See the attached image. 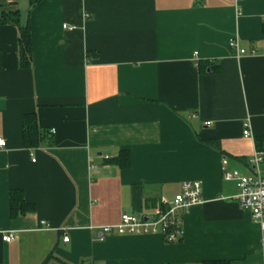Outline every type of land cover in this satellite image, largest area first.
I'll use <instances>...</instances> for the list:
<instances>
[{"label": "crops", "instance_id": "0c3cea01", "mask_svg": "<svg viewBox=\"0 0 264 264\" xmlns=\"http://www.w3.org/2000/svg\"><path fill=\"white\" fill-rule=\"evenodd\" d=\"M5 13L29 23L32 58L20 66L19 28L0 25V264H264L260 228L222 174L226 160L253 176L264 139V0H0ZM195 181L203 202L181 213L180 241L101 235ZM13 190L36 210L13 219Z\"/></svg>", "mask_w": 264, "mask_h": 264}, {"label": "built area", "instance_id": "2783aa9c", "mask_svg": "<svg viewBox=\"0 0 264 264\" xmlns=\"http://www.w3.org/2000/svg\"><path fill=\"white\" fill-rule=\"evenodd\" d=\"M230 48L237 50L240 55L246 51L239 49L236 41L230 43ZM256 51H252L255 55ZM198 65V64H197ZM55 133L52 130L51 134ZM242 135L251 138V123L249 120L243 123ZM6 147L5 141L0 138V149ZM263 159V152L259 151L250 159L249 164L254 168L253 176H241L239 172H227V162H222L223 179L226 181H235L238 187V196L236 201L241 209L248 211L251 215L253 223H256L261 232V245L264 249V176L259 170V165ZM202 184L199 182H186L181 188V192L170 203H164L154 211L151 216L146 215H127L124 214L120 222L113 227H101V235H144L160 233L164 240L169 244H174L182 238L183 225L181 222V213L195 205L202 204ZM41 228L49 231V225L45 221H41ZM14 234L5 235L2 240L5 243L12 242ZM64 243H68L69 239L65 237Z\"/></svg>", "mask_w": 264, "mask_h": 264}, {"label": "trees", "instance_id": "16d2710c", "mask_svg": "<svg viewBox=\"0 0 264 264\" xmlns=\"http://www.w3.org/2000/svg\"><path fill=\"white\" fill-rule=\"evenodd\" d=\"M30 1V10H33L36 6L42 3L43 0H29ZM11 24L19 28V45H20V66L23 68H29L31 66V27L27 22L25 26L19 25V19L17 13H5L3 16H0V25ZM23 143L27 149L38 148L40 141L42 140V134L37 127L36 115L28 114L23 119ZM256 149L258 151H264V139L258 138L256 140ZM121 158H123V167H127L130 164L129 154L122 153ZM115 161H118L115 160ZM10 216L13 219L20 215H25L27 212H33L36 210L34 205L28 204L24 199V194L22 191L13 190L10 192ZM46 264V262L44 263ZM204 264H229L226 261L218 262H204Z\"/></svg>", "mask_w": 264, "mask_h": 264}]
</instances>
